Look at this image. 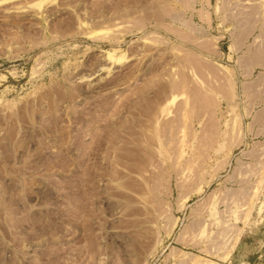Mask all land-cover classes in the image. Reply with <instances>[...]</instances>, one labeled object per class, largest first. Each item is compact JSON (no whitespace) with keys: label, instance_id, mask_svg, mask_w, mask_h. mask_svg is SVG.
<instances>
[{"label":"rangeland","instance_id":"rangeland-1","mask_svg":"<svg viewBox=\"0 0 264 264\" xmlns=\"http://www.w3.org/2000/svg\"><path fill=\"white\" fill-rule=\"evenodd\" d=\"M0 264H264V0H0Z\"/></svg>","mask_w":264,"mask_h":264}]
</instances>
